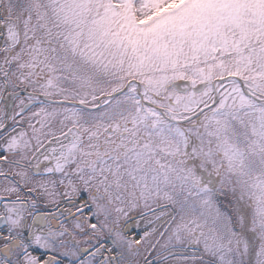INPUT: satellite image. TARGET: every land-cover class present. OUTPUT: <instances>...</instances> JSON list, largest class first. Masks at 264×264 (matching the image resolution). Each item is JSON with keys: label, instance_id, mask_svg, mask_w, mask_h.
Returning <instances> with one entry per match:
<instances>
[{"label": "snow or ice", "instance_id": "obj_1", "mask_svg": "<svg viewBox=\"0 0 264 264\" xmlns=\"http://www.w3.org/2000/svg\"><path fill=\"white\" fill-rule=\"evenodd\" d=\"M0 264H264V0H0Z\"/></svg>", "mask_w": 264, "mask_h": 264}]
</instances>
